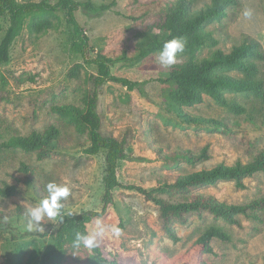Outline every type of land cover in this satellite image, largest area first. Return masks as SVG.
<instances>
[{
	"label": "rangeland",
	"instance_id": "374dc122",
	"mask_svg": "<svg viewBox=\"0 0 264 264\" xmlns=\"http://www.w3.org/2000/svg\"><path fill=\"white\" fill-rule=\"evenodd\" d=\"M46 1L54 3L57 0ZM110 1H114L115 5L99 16L86 15L78 9L75 17L89 37L91 56L100 51L116 58L126 48L127 56L131 59L114 63L110 67L111 72L143 82V85L138 86L140 89L136 87L128 90L126 86L112 81L103 84L98 102V110L104 121L103 131L119 135L128 128L132 138L127 157L118 163L119 186L113 189V203L104 216L90 222L89 232H96L101 226L106 229L109 226L119 227L118 236L106 230L98 237V241L105 256L118 258L125 264H183L182 260L189 255L188 250L197 236L209 225H217L230 235V240H213L212 245L218 256L205 254L207 264H262L264 225L256 223L260 230L254 231V223L242 217L240 226L214 220L211 216L204 221L192 217L187 224L175 227L178 241L173 242L159 228L154 205L145 201L136 189L139 186L149 190L155 185L154 173L161 169V163L153 146L165 152L177 147L199 151L204 145H208L207 160L196 165L182 163V170L191 171L218 163L232 165L237 160H246L245 140H254L257 149H264V129H253L242 123V129L234 128L236 134L226 138L204 127L185 125L175 116L166 113L163 110V100L168 84L163 80L169 68L157 64V54L139 60L133 59L137 31L153 22L162 11L164 1L92 0L96 4ZM186 1L195 9L208 3V0ZM234 11L232 19L207 25L218 44L215 47H203L198 57L207 56L216 48L228 50L242 34L256 38L264 48V1L239 0ZM245 11H250L251 15L245 16ZM57 19L58 29L48 30L41 36L30 35L24 25L10 47L8 61L0 65V183L8 181L21 184L25 181L28 187L21 196L0 197L1 211L17 210V207L26 211L27 207L34 206L46 195L44 184L53 180L71 187L73 195L65 201V207L74 214L86 210L100 211L102 208L104 151L86 156L84 149L88 144L83 140L78 148L65 150L64 156L38 161L34 155L19 149L1 147V143L11 135L26 134L30 128H41L47 123L60 128L64 142L77 139L72 128L65 126L62 120L50 116L47 111L40 112L37 117L31 114L37 106L30 102V98L47 97L54 93L62 100L75 99L81 88L85 87V71L94 72L93 67H84L86 70L81 69L79 80L69 81L67 71L79 59L69 48L62 11L57 12ZM7 26L8 18L1 17L0 39ZM184 61L185 57L177 59V63ZM168 88L173 90L172 87ZM236 99L249 110L259 112L264 117L263 103L242 96H236ZM187 110L206 117L239 121L243 118L229 114L209 98L198 105L187 107ZM237 130H244L246 134ZM22 163L33 169L41 184L42 197L34 191L30 173L21 169ZM161 170L163 173L168 171ZM244 184V188H237L232 181H220L216 186L206 187L203 191L228 204L264 195V177L245 179ZM3 217L5 216L0 217V264H12L14 250L23 243H29V250L32 244L37 245L40 253L30 264H42L43 254L53 246L50 234L54 228L51 222L45 226V231L37 232L28 231L27 221L23 218L11 216L5 222ZM70 250V243H67L61 264H90V251L81 250L73 255Z\"/></svg>",
	"mask_w": 264,
	"mask_h": 264
},
{
	"label": "trees",
	"instance_id": "16d2710c",
	"mask_svg": "<svg viewBox=\"0 0 264 264\" xmlns=\"http://www.w3.org/2000/svg\"><path fill=\"white\" fill-rule=\"evenodd\" d=\"M159 2L164 3L162 11L151 24L137 31L133 59L139 60L158 54L164 41L173 37H182L186 40L185 50L178 56L185 57V61L170 67L163 80L168 84L165 88L163 110L185 125L204 127L226 138L236 134L234 128L242 129V123L253 129H264L263 115L249 110L244 103L236 99V96H242L264 104V48L259 40L251 35L242 34L228 50L216 48L209 55L198 57L203 47H215L218 44L217 38L207 29V25L232 19L239 0H208V3L196 9L186 0ZM114 5V1L96 4L92 0L83 2L57 0L54 3L46 0L40 2L0 0V18L4 16L8 18V26L0 39V65L8 61L10 47L24 25L30 35L41 36L48 30L58 29L57 12L62 11L69 48L79 59L67 71V78L69 81L79 80L81 69L94 68L93 73L85 71V87L81 88L75 99L62 100L54 93L47 97L30 98V102L37 106L33 108L32 116L37 117L40 112L47 111L50 116L62 120L65 126L72 128L77 139L64 142L61 139L60 128L53 123H47L41 128H30L26 134L15 133L1 143V147L6 149H19L32 154L38 161L64 156L65 150L78 148L83 140L88 144L84 149L86 156L90 157L104 151L105 174L101 210L82 211L66 217L63 224L58 223L50 234L52 249L43 254L42 264L62 263L66 244L70 243L73 234L77 231L89 232L90 222L104 216L107 208L113 203V189L119 186L118 163L127 157L132 136L128 128L119 135L104 132V121L98 110V102L103 84L107 81L120 83L128 90L139 88L143 82L117 76L111 72L110 67L114 63L131 59L127 56L126 48H123L120 56L116 58L100 51L91 56L89 37L75 17L78 9L86 15L99 16ZM168 87H172L173 90ZM205 98L211 99L229 114L243 118L241 121L213 118L193 114L187 110V107L198 105ZM238 131L246 134L244 130ZM244 144L245 161L237 160L232 165L218 163L191 171L182 170L181 164L203 163L209 158L208 145H204L199 151L177 147L165 152L153 146L161 169L168 171L163 173L160 169L154 173L155 185L151 189L146 190L139 186H136V189L143 195L145 201L154 205L159 228L173 242L178 241L175 227L187 224L192 217L204 221L211 216L214 220H221L234 226H240L242 217L254 223L252 225L254 231L260 230L256 223L264 225V195L228 204L203 191L206 187L216 186L220 181H232L235 187L244 188L245 179L264 177V149H257L254 140H245ZM21 166L22 170L30 173L33 189L42 197L41 184L33 169L24 163ZM27 188L25 181L21 184L2 181L0 197L21 196ZM1 216H16L27 221L26 211L21 207L7 212L0 210ZM215 239L229 241L230 235L220 226L209 225L193 241L188 250L189 255L182 260L183 264H207L205 254L218 256L212 245ZM39 253L36 244H32L29 250V243H23L14 250L12 264H30ZM89 262L125 264L118 258L105 256L100 247L90 251Z\"/></svg>",
	"mask_w": 264,
	"mask_h": 264
},
{
	"label": "clouds",
	"instance_id": "9594fccd",
	"mask_svg": "<svg viewBox=\"0 0 264 264\" xmlns=\"http://www.w3.org/2000/svg\"><path fill=\"white\" fill-rule=\"evenodd\" d=\"M245 16H250V11H245ZM186 47V40L182 37H173L164 41L162 48L155 57L157 64L164 68H170L177 63L178 56L182 54ZM46 195L41 198L34 206L26 208L27 230L45 231V226L51 222L53 228L57 224H63L66 217H71L74 212L66 209L65 201L73 195L72 189L67 184L49 181L44 184ZM5 222L8 217H3ZM106 230H110L114 235L120 234L119 227L109 226L108 229L101 226L96 232L77 231L73 234L70 241L71 252L73 255L81 250L91 251L99 247L98 237L103 235Z\"/></svg>",
	"mask_w": 264,
	"mask_h": 264
}]
</instances>
